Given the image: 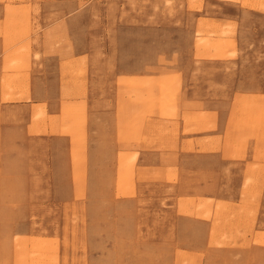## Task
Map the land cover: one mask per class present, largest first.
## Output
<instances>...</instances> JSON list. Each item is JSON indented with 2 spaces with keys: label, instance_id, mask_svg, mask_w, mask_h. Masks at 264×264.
Returning a JSON list of instances; mask_svg holds the SVG:
<instances>
[{
  "label": "rangeland",
  "instance_id": "rangeland-1",
  "mask_svg": "<svg viewBox=\"0 0 264 264\" xmlns=\"http://www.w3.org/2000/svg\"><path fill=\"white\" fill-rule=\"evenodd\" d=\"M1 1L0 264H264V0ZM41 33L83 53L61 115L3 109Z\"/></svg>",
  "mask_w": 264,
  "mask_h": 264
},
{
  "label": "crops",
  "instance_id": "crops-1",
  "mask_svg": "<svg viewBox=\"0 0 264 264\" xmlns=\"http://www.w3.org/2000/svg\"><path fill=\"white\" fill-rule=\"evenodd\" d=\"M36 0H33L34 3ZM47 0L40 1L39 5V12L35 13L32 12V21L36 25L37 23L41 24L42 28L46 27H52L56 24H59L62 22V20H59L58 18L61 17V15L65 14L66 9L64 5L55 4V3H47ZM32 3V4H33ZM6 5L7 1H1L0 0V30L3 31L4 27L6 25V19H7V11H6ZM70 9L67 8V10H72L73 13L69 14L67 18H69V21L73 24L76 22L77 12L80 8L79 3H77L76 6H73ZM54 15L57 17L55 21H50L49 18H51V15ZM67 22V21H66ZM64 27V25H63ZM36 35L32 36L33 42L31 44L32 50H33V60L35 62L36 58L34 57L35 52L40 54V59L45 61L47 63V69H51L50 71L47 70L45 73L41 71L39 66L33 69V71L30 73L29 81H30V98L28 100H23L17 105H8V106H2L3 109L11 110L12 108H18L25 110L26 112H29V115H32V112L36 105L38 104H46L47 103V110L49 116H59L61 115L62 106L65 102V98H63V90L65 86L66 77L63 75V68H64V62H66L69 58L71 59H80L83 56L82 52H79L78 54L75 53V48L72 49V51H69L68 49V43L65 41L68 36L67 34H64L63 42L62 44L59 42L61 38H49L46 37L45 34L41 33V35L38 37L39 40H35ZM70 41L72 42V39L69 37ZM35 40V41H34ZM5 39L3 35H0V47H3L5 45ZM2 56V55H0ZM49 62L53 65H49ZM63 88V89H62ZM45 97L39 94H45ZM112 105L113 108L111 110V115L113 117H116V106L118 104L117 98L112 99ZM10 106V107H9ZM230 108L229 110L224 111V129L227 130L228 125V117L230 115ZM181 128L183 129V122H181ZM197 138L200 136H190L188 135L185 137L184 131H182V140L190 139V138ZM186 139V140H187ZM182 144V141H180ZM226 161H229L226 159ZM229 162H233V160H230ZM246 164V163H244ZM246 166V165H245Z\"/></svg>",
  "mask_w": 264,
  "mask_h": 264
},
{
  "label": "bare ground",
  "instance_id": "bare-ground-1",
  "mask_svg": "<svg viewBox=\"0 0 264 264\" xmlns=\"http://www.w3.org/2000/svg\"><path fill=\"white\" fill-rule=\"evenodd\" d=\"M259 1H257L256 2V4L258 3ZM259 4H261V2H259ZM256 6H258V5H256ZM262 8H263V6H262ZM63 89V88H62ZM66 89V88H65ZM65 92H68V91H65ZM78 94V93H77ZM65 96V95H64ZM68 96V95H67ZM73 96V95H72ZM77 96V95H76ZM66 97V96H65ZM70 97V96H69ZM28 194V193H27ZM29 203V202H28ZM7 204V203H6Z\"/></svg>",
  "mask_w": 264,
  "mask_h": 264
}]
</instances>
